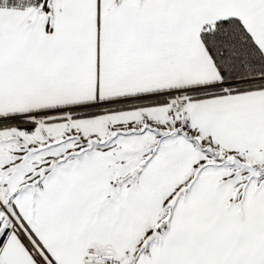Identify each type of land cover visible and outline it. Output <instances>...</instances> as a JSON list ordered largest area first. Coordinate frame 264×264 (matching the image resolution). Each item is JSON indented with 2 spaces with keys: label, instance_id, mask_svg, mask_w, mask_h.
I'll list each match as a JSON object with an SVG mask.
<instances>
[{
  "label": "snow or ice",
  "instance_id": "snow-or-ice-1",
  "mask_svg": "<svg viewBox=\"0 0 264 264\" xmlns=\"http://www.w3.org/2000/svg\"><path fill=\"white\" fill-rule=\"evenodd\" d=\"M0 264H264V0H0Z\"/></svg>",
  "mask_w": 264,
  "mask_h": 264
}]
</instances>
